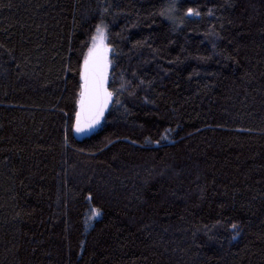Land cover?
Returning a JSON list of instances; mask_svg holds the SVG:
<instances>
[{"label":"trees","instance_id":"obj_1","mask_svg":"<svg viewBox=\"0 0 264 264\" xmlns=\"http://www.w3.org/2000/svg\"><path fill=\"white\" fill-rule=\"evenodd\" d=\"M100 2L0 0V264H239L245 246L244 264H264V0H179L175 24L158 15L171 0H119L129 15L105 16L117 86L145 83L78 134L64 38ZM91 207L102 215L86 224Z\"/></svg>","mask_w":264,"mask_h":264},{"label":"snow or ice","instance_id":"obj_2","mask_svg":"<svg viewBox=\"0 0 264 264\" xmlns=\"http://www.w3.org/2000/svg\"><path fill=\"white\" fill-rule=\"evenodd\" d=\"M179 0H171V2L162 8L158 15L164 17L165 19L172 21L175 24V18L171 14L178 10ZM111 14L112 16L129 15L125 12L124 7L121 5L119 0H101L98 5V11L93 12L91 15H82L79 18L73 16V29L64 38L66 44L65 52L66 55L61 57V69L60 73L62 78L67 80L73 74V56H76L75 60V75L78 77L75 85V92L73 95V106L70 113L65 112L64 115L68 118L70 122L71 130L78 134H86L88 132L94 131L96 127L100 125L103 119H105V112L109 108L110 104H120L121 101L119 96L127 91L128 95H137V89H139L145 82L139 79L137 83L136 73L133 72L131 75L133 79L125 80L123 78V73L118 81L114 75L115 72V56L117 55L115 47L111 41V33L109 28V23L106 22L105 16ZM208 15L212 16L213 12L211 9L208 10ZM193 16L199 17L200 11L194 8H187L184 11V17L191 18ZM93 21H95L93 23ZM183 19L181 20V23ZM231 23V21H229ZM136 25L133 24V27ZM77 27H83L85 30V35L87 39L81 41L80 48H76L74 44L75 35L74 32ZM223 27V25H221ZM175 30V28L173 29ZM217 39H219V33H212ZM150 47L151 44L148 39L145 38L140 41H136L133 47ZM0 45V48H3ZM213 49L216 45L213 43ZM182 52L185 49H181ZM159 52L158 49H153V55L156 56ZM191 59L196 60L201 63H206L211 59V56H200L192 55L189 53L185 60ZM185 61L181 60L180 56H176L173 59H169L167 63L169 65H179L183 64ZM111 70V71H110ZM167 71L164 75H167ZM110 75H112V80L110 81ZM211 75V73H209ZM200 76L198 69L193 68L187 75V79L191 81L194 77ZM151 84V82H149ZM149 100L145 97V103ZM63 111V109H61ZM219 126V125H218ZM168 131V130H166ZM239 131H251L250 129H240ZM161 140L167 139L166 135L160 137ZM156 144L160 143V140L149 141ZM111 143V141H109ZM135 143V141H133ZM87 199L91 201L92 195L89 193ZM102 215V211L99 208L91 207L90 214L88 215L85 223L88 224L95 218ZM221 221L217 220L212 226L213 228L220 225ZM208 231L211 229L205 225ZM229 228L231 235L229 238V243L232 240H237L243 234V228L239 223L230 222ZM119 232V230H117ZM207 235V231L205 232ZM210 240L215 237L209 236ZM261 239H264L262 237ZM113 244L117 249H122L124 244L121 242L120 238L117 236ZM80 248L83 250L85 247V241H80ZM108 247H112L108 244L102 251H107ZM35 251V249H33ZM264 253V249L261 250ZM95 255V253H93ZM252 255L247 246L234 254L235 257L239 258V264H244L245 260ZM101 264H108V257H104ZM250 264V259H249Z\"/></svg>","mask_w":264,"mask_h":264}]
</instances>
